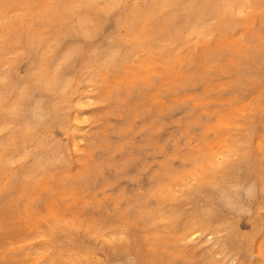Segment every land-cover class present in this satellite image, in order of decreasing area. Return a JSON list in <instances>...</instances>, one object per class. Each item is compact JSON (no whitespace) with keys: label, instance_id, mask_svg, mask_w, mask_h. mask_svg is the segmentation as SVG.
Listing matches in <instances>:
<instances>
[{"label":"rangeland","instance_id":"374dc122","mask_svg":"<svg viewBox=\"0 0 264 264\" xmlns=\"http://www.w3.org/2000/svg\"><path fill=\"white\" fill-rule=\"evenodd\" d=\"M158 1L0 0V264H264V0Z\"/></svg>","mask_w":264,"mask_h":264},{"label":"bare ground","instance_id":"6f19581e","mask_svg":"<svg viewBox=\"0 0 264 264\" xmlns=\"http://www.w3.org/2000/svg\"><path fill=\"white\" fill-rule=\"evenodd\" d=\"M227 1V0H226ZM159 2H160V0L157 2L158 4H159ZM167 2V1H166ZM166 2H164L163 4H165ZM176 2V1H175ZM237 2V1H236ZM168 3V2H167ZM160 4H162V3H160ZM173 4V3H172ZM156 5V4H155ZM168 5V4H167ZM226 5V4H225ZM162 7H163V5H162ZM164 8V7H163ZM227 8V7H226ZM175 23V22H174ZM173 30V29H172ZM173 34V33H172ZM117 53V52H116ZM47 73V72H46ZM54 75H56V74H54ZM50 81V80H49ZM1 82V81H0ZM29 82V81H28ZM54 83V82H53ZM70 84V83H69ZM48 88V87H47ZM64 90V89H63ZM60 92V91H59ZM61 93V92H60ZM61 98V97H60ZM46 99V98H45ZM62 99V98H61ZM63 100V99H62ZM73 105V104H72ZM72 110V109H71ZM44 119V118H43ZM55 119V118H54ZM55 121V120H54ZM41 123V122H40ZM92 239V238H91ZM74 247H76V246H74ZM82 248V247H81ZM81 250V249H80ZM82 253V252H81ZM84 253V252H83Z\"/></svg>","mask_w":264,"mask_h":264}]
</instances>
